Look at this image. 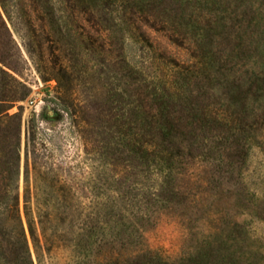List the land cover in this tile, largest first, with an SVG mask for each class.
Listing matches in <instances>:
<instances>
[{"label":"rangeland","instance_id":"374dc122","mask_svg":"<svg viewBox=\"0 0 264 264\" xmlns=\"http://www.w3.org/2000/svg\"><path fill=\"white\" fill-rule=\"evenodd\" d=\"M19 216L34 264H264V0H0V264Z\"/></svg>","mask_w":264,"mask_h":264},{"label":"trees","instance_id":"16d2710c","mask_svg":"<svg viewBox=\"0 0 264 264\" xmlns=\"http://www.w3.org/2000/svg\"><path fill=\"white\" fill-rule=\"evenodd\" d=\"M19 175V173H18ZM26 176V175H25ZM15 190H17V187H15ZM14 201L17 202V206L19 204V200H18V196H14ZM15 219V218H14ZM13 219V220H14ZM17 220V225L19 223V227H20V230L18 231V235H19V238H18V245H21L19 244L20 241H23V243H25V248H26V252H27V264H34V261H33V258L31 256V251H30V248H29V243H28V239H27V235H26V231H25V228H24V225H23V222H22V219L21 217L19 216V218H16ZM31 234L33 235V232H31ZM19 248V246H16V249Z\"/></svg>","mask_w":264,"mask_h":264}]
</instances>
